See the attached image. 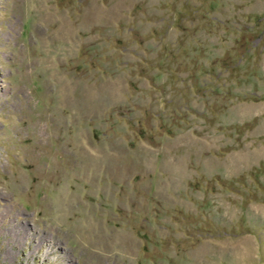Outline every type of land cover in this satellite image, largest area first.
Instances as JSON below:
<instances>
[{"label":"rangeland","instance_id":"rangeland-1","mask_svg":"<svg viewBox=\"0 0 264 264\" xmlns=\"http://www.w3.org/2000/svg\"><path fill=\"white\" fill-rule=\"evenodd\" d=\"M0 264H264V0H0Z\"/></svg>","mask_w":264,"mask_h":264},{"label":"bare ground","instance_id":"bare-ground-1","mask_svg":"<svg viewBox=\"0 0 264 264\" xmlns=\"http://www.w3.org/2000/svg\"><path fill=\"white\" fill-rule=\"evenodd\" d=\"M12 230H13V229H12ZM16 233H17V232H16ZM20 234H21V233H19V235H18V236H21Z\"/></svg>","mask_w":264,"mask_h":264}]
</instances>
